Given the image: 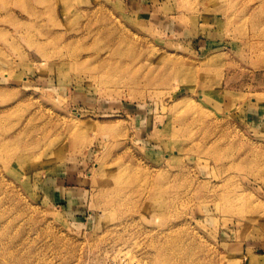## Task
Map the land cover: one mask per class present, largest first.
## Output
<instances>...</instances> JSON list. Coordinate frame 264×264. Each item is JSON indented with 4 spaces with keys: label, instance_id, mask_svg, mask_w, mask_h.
<instances>
[{
    "label": "rangeland",
    "instance_id": "rangeland-1",
    "mask_svg": "<svg viewBox=\"0 0 264 264\" xmlns=\"http://www.w3.org/2000/svg\"><path fill=\"white\" fill-rule=\"evenodd\" d=\"M0 264H264V0H0Z\"/></svg>",
    "mask_w": 264,
    "mask_h": 264
}]
</instances>
